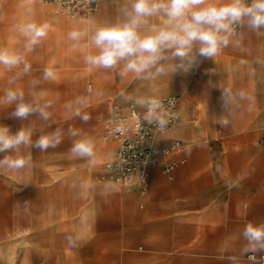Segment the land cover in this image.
Masks as SVG:
<instances>
[{
  "label": "rangeland",
  "instance_id": "rangeland-1",
  "mask_svg": "<svg viewBox=\"0 0 264 264\" xmlns=\"http://www.w3.org/2000/svg\"><path fill=\"white\" fill-rule=\"evenodd\" d=\"M112 2L117 5V18L119 7L124 0H112L97 13L88 15L85 21L90 28L97 25L90 19L102 17L105 8ZM17 9V6L10 4V0H4V21L21 23ZM22 11L24 22L32 20L27 7ZM50 17L51 23L55 24H52L50 30L49 66L57 70L56 80H61L60 88L57 86L60 92L55 88L56 80L51 81V119L42 121L31 117L30 121L36 129L33 140L40 134L59 128L63 142L57 148L46 152L35 148L23 149L22 151H30L32 154L34 167L31 170L0 169V264H32L41 260L70 264H223L222 241L219 242L216 236L223 231V239L234 241L236 233L247 221L240 213L250 205L241 200L243 197L237 199L235 219L230 215L232 200L229 198L225 202L220 201L221 203L211 200L203 211L195 214L187 205L190 195L201 191L200 187L190 186V181L193 183L195 180H203L202 173L194 179L192 171H205L198 158V151L207 148L202 141L195 147H190L194 142L189 128L193 116H203L209 110L206 101L191 103L190 100V85L197 66L187 73L177 72L176 75L161 78L157 82L161 96H181L178 129L171 135L182 139L183 142L180 143L186 152L187 160L180 167L179 181L177 178L170 179L152 165L148 169L147 184L152 190L151 199L154 200L155 206L146 202L145 207L140 209L139 200L130 199L124 203L116 198L107 200L102 195V187L98 182L100 171L110 157L101 142V124L111 115L110 112L116 111V105L120 104L121 110L122 107L124 110L130 103L123 99L121 93L133 97L144 95L148 92V85L147 82H134L132 77L121 80L112 71L93 69L85 65L82 57L88 51L86 40L81 41L79 47L73 48V42L68 40L67 35L72 30H79L87 35L90 30L79 20L61 18L52 13ZM108 20L111 18L106 15L100 23ZM249 34L254 40L262 39L264 30L258 35ZM3 42L13 44L11 39ZM224 68L229 72L228 82L233 83L240 73L239 69L236 68L235 72L231 73L232 65L229 62L224 64ZM251 71L253 70L250 61H245L243 75L249 76ZM216 75L215 69L213 77ZM255 80L261 84L256 77ZM90 82L93 83L91 93L88 91ZM126 83L134 84L123 86ZM232 89L245 91L238 86ZM250 89H254V86L251 85L248 90ZM260 93L262 98L251 107L246 100L241 101L235 97L231 99V119L235 131L254 129L255 119L251 110L255 117L264 116L263 85ZM78 97L88 99L84 110L91 115V119L87 123L64 107L65 104L72 103L75 108V100ZM10 111H2L3 119L0 120L9 125L13 132L23 123H29L11 118ZM197 125L198 128L203 127L200 118ZM256 126L264 130V119ZM69 127L81 129L85 135L94 139L96 156L91 165L85 160L69 158L68 149L74 139L69 136ZM222 141L211 149L215 152H240L244 148L242 145L228 142L227 139ZM172 145L174 142L163 146V149L168 150ZM258 145L261 147L263 142L260 140ZM219 161L224 171L228 170L230 164H236L234 170L239 169L241 172L238 187L243 186V180L248 175L258 173L260 179L257 186L263 194L264 164L257 166L255 160H252L246 169H242L244 164H237L238 158L228 152L226 157L220 158ZM154 175L160 179L159 186L153 185ZM84 181H91L92 187H81ZM107 181L102 184L108 183L114 186L112 189L116 192L122 191L120 187ZM239 192L245 194L248 191L240 189ZM123 196H126V193L123 192ZM235 221L236 224H241L234 227ZM68 235L81 237L76 247L67 245L65 237Z\"/></svg>",
  "mask_w": 264,
  "mask_h": 264
},
{
  "label": "clouds",
  "instance_id": "clouds-1",
  "mask_svg": "<svg viewBox=\"0 0 264 264\" xmlns=\"http://www.w3.org/2000/svg\"><path fill=\"white\" fill-rule=\"evenodd\" d=\"M49 22L29 20L15 25V30L22 37L20 48L0 47V72L6 73L5 86L0 88V111L11 110V118L20 120L22 126L15 132L9 125L0 124V169L28 171L34 167L30 151L38 149L46 152L57 148L63 142L59 128L52 132L38 135L31 117L49 121L53 115L49 109L53 101L46 98V91L41 82L55 81L57 70L45 66L40 77L28 80L24 78L33 72V65L28 60L32 53L51 30ZM264 30V0H124L115 20L98 23L85 35L79 30L68 33V40L77 48L86 40L88 51L83 54V63L93 69H104L115 73L121 80L134 78L147 82L148 92L135 97L121 93L125 101L142 109L140 119L144 124L154 125L161 133L169 125L171 113L160 95L157 82L164 77H171L177 72L187 73L198 66L203 59H215L226 48L235 47L242 52L244 34H260ZM244 63V61H241ZM255 64L264 66V58L256 57ZM255 75V71L249 73ZM91 93V88H89ZM252 102V95L244 90L225 87L222 99L233 98ZM173 101H169L172 104ZM88 104L86 97L65 104L84 123L91 119L85 111ZM221 125L229 124L228 117L219 119ZM69 136L74 138L68 149L70 159L85 160L92 164L96 152L95 141L85 135L81 129L69 127ZM121 132L120 127L115 129ZM81 187L91 188V181H84ZM108 185L107 188H113ZM106 194V192L104 193ZM69 247H76L81 237H65ZM234 243L239 247L235 248ZM222 259L227 264H241L247 256L252 264H257V256L264 259V221L247 220L235 235L234 241L222 244Z\"/></svg>",
  "mask_w": 264,
  "mask_h": 264
},
{
  "label": "crops",
  "instance_id": "crops-1",
  "mask_svg": "<svg viewBox=\"0 0 264 264\" xmlns=\"http://www.w3.org/2000/svg\"><path fill=\"white\" fill-rule=\"evenodd\" d=\"M112 1V0H111ZM110 1V2H111ZM104 3L100 10L103 8L104 5L110 3ZM10 4L15 5L18 7V11L16 12L18 15V19L24 22L22 20L24 17L21 16L23 13L24 7L28 8L29 16L32 20H35L36 22H49L51 25L55 23H51V17L50 13L55 14L61 18H66L70 20H79L83 22L86 26V29L92 30L94 28H90L88 24L85 21V17L80 18H67L59 13H57V10L54 6H48L44 5L42 0H10ZM4 0H0V47H8V48H20L23 40L22 37L19 36V34L15 30V25L20 22H8L4 21L3 19V13H4ZM99 10V11H100ZM105 15H107L111 20H115L117 15V5L112 2L110 5H108L105 8ZM52 28V27H51ZM65 29V27H63ZM8 31V32H6ZM7 39H11L12 45L4 43L3 41H7ZM243 47L246 49V51H241L238 48L235 47H229L222 51L220 55H218L215 59H203L202 62H200L194 72L191 85H190V92L193 97V99L196 101L204 100L207 102V105L209 106V110L203 115L198 116L194 115L191 121V124L189 125L190 131L193 135L194 142L192 146L195 147L196 144L199 143V141L205 142L204 145L207 147L205 150L201 149L198 151V158H200V161L203 163V169L205 171L199 172L197 169H194L192 171L194 175V179L196 178V175L203 174V180L201 182H197L196 180L191 183L190 186H193L194 188L200 187L201 191H198L194 193V195H190V201L187 203L188 207L190 208V211L192 213L201 212L204 210L205 205L210 202L211 200L218 201L219 203L225 202L228 198L232 200L231 208H230V215L232 218L237 217V209L235 208V205L238 204V200L240 197H243V202H248V205L250 207L246 206V210L239 213L241 214L242 218L245 220H253L256 222L264 221V191L262 194V190H260L257 186V182L260 179V176L258 173L253 174L251 176H247L244 178L243 186L238 187V179L240 176V170L235 168V163L230 164L228 167V170L224 171L220 167V158L226 157V153L228 152L231 156H235L238 158L237 164H244L242 169H246L247 165L252 161L255 160L256 165L264 164V144L259 147L258 142L261 140L264 141V130L258 129L256 126L259 122H261L264 119V116L261 115L259 117H255L253 110H251V115L254 120L253 127L254 129H248L245 131H235L232 125V119H231V100L226 101L222 99V90L225 87H240L245 89L246 92L250 93L252 95V102L249 104L246 100L248 106L251 107L253 104H257L260 99L262 98V94L260 93L261 86H264V66L257 65L254 63L256 57L264 58V37L262 39L254 40L249 33H245L242 41ZM28 60L33 65V72L30 76H26L24 78V81L22 82L25 87H27L28 80L32 79L33 77H40L42 72L41 70L45 66L50 65V32L45 40L41 42V44L32 52L28 54ZM241 61H250L252 65V70L255 71L254 76H246L243 75V64ZM229 62L232 65L231 73L235 72V69L238 68L240 73L238 74V77L235 79V81L232 83L228 82V75L229 72L225 70L224 64ZM217 72V75L213 77V73ZM234 69V70H233ZM202 72V73H201ZM200 74V75H199ZM255 77L259 80V82L262 84H259L256 82ZM7 78V74L0 72V88H3L5 86V81ZM59 79V78H58ZM135 82V79H134ZM61 80L55 81V88L56 90H59L60 88ZM134 83H126L125 85H133ZM88 85H91L93 89V83L90 82ZM251 85L254 86V89L248 90ZM59 88H58V87ZM121 86V87H123ZM40 87L46 91V98L51 100V81L48 82H41ZM88 87V86H87ZM120 87V88H121ZM64 88H65V82H64ZM120 90V89H119ZM118 90V91H119ZM117 91V92H118ZM60 92V90H59ZM116 92V93H117ZM56 94V91H55ZM60 95V93H59ZM65 95V92H64ZM116 95V94H115ZM114 95V96H115ZM172 95H178L179 94H171ZM113 96V97H114ZM165 96V97H168ZM132 103H128L126 108L121 107L120 104L116 105V111H119L122 115H127L134 109L135 111L141 113L139 110H142L140 108H136L133 105L129 107ZM130 108V109H129ZM181 109V108H180ZM10 110V109H9ZM130 110V112H129ZM111 114V112H110ZM202 120V128H198L197 124L199 123V118ZM221 117H228L229 124L227 126L221 125L219 123V119ZM0 118L3 119L2 111H0ZM180 121V120H179ZM197 121V122H195ZM103 123L101 124V142L107 149V153L110 155L108 158V161L112 160L114 158V152L117 147V143L113 140L105 141L103 140V134H104V127ZM0 124H3L0 120ZM179 124V123H178ZM177 125L169 129L165 134L158 135L156 139L153 141V144L158 147L161 150L163 149V146L169 144L170 142H183L181 138L179 137H171L173 133L177 130ZM222 139H227L228 142L231 141L235 143L234 145H242L244 148L240 150V152L230 150V151H220L215 152L211 147L213 145H219L223 141ZM227 142V143H228ZM229 144V143H228ZM190 145V144H189ZM171 156V157H170ZM179 161V164L175 167V169L168 173L164 170L165 164H167L170 161ZM181 160H184V163L186 162V152L185 149H182L180 151H177L176 153L173 152L167 157L160 158L159 163L153 166H156L159 168V170L170 179H180L178 174L180 173V167L184 163L181 162ZM105 162V164H106ZM105 164L103 165L102 170L100 171V176L106 173ZM173 179V180H174ZM159 181V182H157ZM110 183H113L116 187H120L122 191L116 192L111 191H105L106 194H104V190L107 189L108 183H99L102 187V195L106 197L108 200L109 198H116L120 202H127L128 200H139V208L143 209L145 207V203L153 204L152 206H155L154 200L151 199L152 197V190L149 189L144 194L139 192H128L124 187H122L121 184L115 183L112 181H107ZM153 185L159 186L160 179L158 176L154 175L153 179ZM240 189H243L246 192L245 194H241L239 191ZM150 190V194H149ZM123 192L126 193V196H123ZM120 199V200H119ZM238 199V200H237ZM221 201V202H220ZM238 222V221H237ZM239 223V222H238ZM234 224V227L236 225L239 226V224H236V221ZM223 237V231H220L216 238L219 242L222 241V244L228 241H232L229 238H222ZM221 244V246H222ZM233 246L235 248L239 247L238 243H234ZM224 252V249L222 253ZM222 255V254H221ZM222 259V258H221ZM37 263H47V264H70L68 262H61V263H53L47 260H41L32 264ZM223 264H227V261L225 259H222ZM120 264H123L122 262ZM241 264H252L247 259V256L241 261ZM258 264V263H257Z\"/></svg>",
  "mask_w": 264,
  "mask_h": 264
},
{
  "label": "built area",
  "instance_id": "built-area-1",
  "mask_svg": "<svg viewBox=\"0 0 264 264\" xmlns=\"http://www.w3.org/2000/svg\"><path fill=\"white\" fill-rule=\"evenodd\" d=\"M44 5L54 6L60 15L75 19L80 17L87 18L93 13L99 3L108 0H42ZM91 88L92 86L89 85ZM172 104L166 102L167 107H173L177 100L172 99ZM174 115L171 113L169 125L173 123ZM168 125V126H169ZM103 140H113L117 143L114 152V158L105 164L106 173L98 179L99 183L110 180L115 183L123 182L130 169L135 168L140 172V181L142 187L146 186L149 177V167L159 163L160 158L167 157L173 152L182 150L180 142L174 143L168 150L156 151L144 146V140L149 136L152 125L144 124L140 119V113L131 111L129 115L124 116L119 111L111 112V115L104 121ZM120 127L121 132L115 129ZM264 144V141H263ZM184 163V160H181ZM179 164V161L173 160L165 164L164 170L172 172ZM264 255V253L260 254ZM257 263L264 264V259L257 256ZM47 264V263H37Z\"/></svg>",
  "mask_w": 264,
  "mask_h": 264
},
{
  "label": "bare ground",
  "instance_id": "bare-ground-1",
  "mask_svg": "<svg viewBox=\"0 0 264 264\" xmlns=\"http://www.w3.org/2000/svg\"><path fill=\"white\" fill-rule=\"evenodd\" d=\"M111 0H108L107 2H110ZM107 2H103V3H99L98 5H97V7H96V9H95V11L93 12V13H91V14H94V13H97L99 10H100V8H101V6L104 4V3H107ZM120 8V7H119ZM117 11H118V9H117ZM106 15L104 14L102 17H98V18H94V19H90V20H92V22H93V24H98V23H100V21L102 20V18L103 17H105ZM89 24H91V23H89ZM90 27V26H89ZM176 75V74H175ZM191 81V80H190ZM188 83V82H187ZM189 86V85H188ZM189 95H190V100H191V103L192 102H194V103H196L195 102V100L193 99V97H192V95H191V92L189 93ZM162 98H163V100H164V103H165V106L167 105L166 104V102H168V101H171L172 99H176L177 100V102H176V104L173 106V107H167L168 109H169V111H170V113H172L173 115H174V120H173V123L171 124V125H169L168 127H167V129L165 130V132H163V133H161L160 131H158L156 128H155V126L154 125H152V127H151V131H150V134H149V136L148 137H146L145 138V140H144V146H146V147H149V148H152V149H154V150H156V151H160V149L158 148V147H156L154 144H153V141L156 139V137L158 136V135H163V134H165L169 129H172V128H174L176 125H177V128H178V123H179V117H180V111H179V106H180V102H181V96H178V95H172V96H168V97H164V96H162ZM188 104V103H187ZM133 104H131L129 107H131ZM191 105V104H190ZM191 107V106H190ZM137 108V107H136ZM130 109V108H129ZM138 109V108H137ZM114 110V109H113ZM134 109H132V111H133ZM139 110V109H138ZM182 110V109H181ZM191 108H190V112H191ZM122 111V110H121ZM135 111V110H134ZM141 113H142V111L143 110H139ZM129 112H130V110H129ZM140 113V114H141ZM130 113H128L127 115H129ZM127 115H124V116H127ZM189 115V114H188ZM184 131V130H183ZM191 132V131H190ZM191 134V133H190ZM176 142H179V141H176ZM176 142H174V143H176ZM176 153V152H175ZM171 157V156H170ZM139 175H140V172H139V170L138 169H135V168H132V169H130V171H129V173H128V176L126 177V179L123 181V182H121V183H119V184H121L122 185V187H124L126 190H128V192L130 193V192H139V193H142V194H144V193H146L147 191H148V184L146 185V186H144V187H142V184H141V181H140V177H139ZM161 178V177H160ZM157 182H159V181H157ZM154 183V182H153ZM155 186V185H154ZM111 191V190H113V191H115L114 189H105L104 190V192L105 191ZM115 194H116V191H115ZM92 197V196H91ZM101 198H103V197H101ZM109 200V199H108ZM120 200V199H119ZM120 201H122V200H120ZM117 203L116 204H118V201H116ZM97 206V205H96ZM117 207H118V205H117ZM120 210V209H119ZM86 211V210H85ZM84 211V212H85ZM90 212V211H89ZM118 216V215H117ZM85 217V216H84ZM88 218V217H87ZM90 223V222H89Z\"/></svg>",
  "mask_w": 264,
  "mask_h": 264
}]
</instances>
